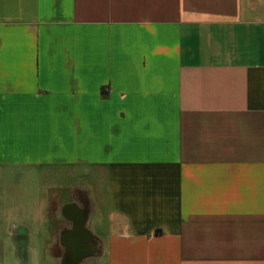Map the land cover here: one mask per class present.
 I'll return each mask as SVG.
<instances>
[{"label":"crops","instance_id":"crops-1","mask_svg":"<svg viewBox=\"0 0 264 264\" xmlns=\"http://www.w3.org/2000/svg\"><path fill=\"white\" fill-rule=\"evenodd\" d=\"M7 170L0 264H264V0H0Z\"/></svg>","mask_w":264,"mask_h":264},{"label":"rangeland","instance_id":"rangeland-1","mask_svg":"<svg viewBox=\"0 0 264 264\" xmlns=\"http://www.w3.org/2000/svg\"><path fill=\"white\" fill-rule=\"evenodd\" d=\"M15 174H16L15 172L11 173L10 171L8 172V170L3 173V177L4 178L0 182V185L3 184L2 186H0V196H2L3 199L5 197H7L8 195L11 196L12 193H14V189L16 188V176H15ZM35 181H36L35 179L29 180V183L31 184V186H29L27 188L29 197L32 194H34L35 191H36V188L34 186ZM10 185H12V187ZM39 254H40V252H39ZM32 256H33V259H36V257H38V256L35 255V252L31 253L30 257H32Z\"/></svg>","mask_w":264,"mask_h":264}]
</instances>
